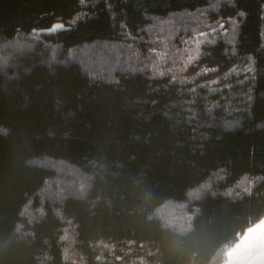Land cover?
Listing matches in <instances>:
<instances>
[{"label":"trees","instance_id":"1","mask_svg":"<svg viewBox=\"0 0 264 264\" xmlns=\"http://www.w3.org/2000/svg\"><path fill=\"white\" fill-rule=\"evenodd\" d=\"M14 42L0 264H223L264 218V0H0Z\"/></svg>","mask_w":264,"mask_h":264},{"label":"crops","instance_id":"2","mask_svg":"<svg viewBox=\"0 0 264 264\" xmlns=\"http://www.w3.org/2000/svg\"><path fill=\"white\" fill-rule=\"evenodd\" d=\"M223 264H264V218L227 251Z\"/></svg>","mask_w":264,"mask_h":264},{"label":"rangeland","instance_id":"3","mask_svg":"<svg viewBox=\"0 0 264 264\" xmlns=\"http://www.w3.org/2000/svg\"><path fill=\"white\" fill-rule=\"evenodd\" d=\"M57 24L63 25L62 23H57ZM63 28H64V25H63ZM21 39H24V40H20L18 42L23 43V45H25L24 47L30 48V46H27V44L30 43L29 40H33V37L32 36L31 38L21 37ZM18 46L19 45L16 44L15 42H14V45H10L7 47L5 45H0V63H1L0 65H2V67H4V63L5 64L10 63L11 61L10 58L12 57L13 51ZM119 51H120L119 49L114 48V47H109L105 45H102V46L94 45L92 47H88L85 49L76 50L75 52H73L70 58L71 60L78 59V61H80L81 63L85 65L86 69H89V70L91 69L93 71L91 67L93 68L95 67V69L99 70L101 74L104 71V69H106L108 64L112 63L113 55L116 56L117 53H119Z\"/></svg>","mask_w":264,"mask_h":264},{"label":"snow or ice","instance_id":"4","mask_svg":"<svg viewBox=\"0 0 264 264\" xmlns=\"http://www.w3.org/2000/svg\"><path fill=\"white\" fill-rule=\"evenodd\" d=\"M243 13H241V15H242ZM223 27V25L221 24V28ZM63 28V25H59V24H57V25H53L52 26V29H51V31H57V30H60V29H62ZM36 30L35 29H33V32H35ZM200 35L201 36H203V35H205V33H200ZM197 55H198V53H197ZM196 58V56H189L188 57V60L186 61V63H191L194 59ZM161 75H162V73H161Z\"/></svg>","mask_w":264,"mask_h":264}]
</instances>
